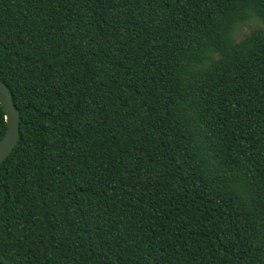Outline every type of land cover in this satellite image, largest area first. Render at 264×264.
I'll use <instances>...</instances> for the list:
<instances>
[{"label":"trees","instance_id":"trees-1","mask_svg":"<svg viewBox=\"0 0 264 264\" xmlns=\"http://www.w3.org/2000/svg\"><path fill=\"white\" fill-rule=\"evenodd\" d=\"M0 80L1 263L264 264V0H0Z\"/></svg>","mask_w":264,"mask_h":264},{"label":"water","instance_id":"water-1","mask_svg":"<svg viewBox=\"0 0 264 264\" xmlns=\"http://www.w3.org/2000/svg\"><path fill=\"white\" fill-rule=\"evenodd\" d=\"M0 105L5 113L6 132L0 140V165L9 157L20 138V110L8 85L0 80ZM0 264H3L0 262Z\"/></svg>","mask_w":264,"mask_h":264},{"label":"rangeland","instance_id":"rangeland-1","mask_svg":"<svg viewBox=\"0 0 264 264\" xmlns=\"http://www.w3.org/2000/svg\"><path fill=\"white\" fill-rule=\"evenodd\" d=\"M262 24L259 20L257 19H252L250 20L249 22L246 23V25L242 26L236 37H237V40H242L247 34H249L251 32V30L257 28V27H261Z\"/></svg>","mask_w":264,"mask_h":264}]
</instances>
